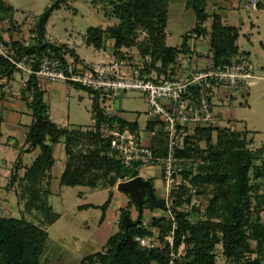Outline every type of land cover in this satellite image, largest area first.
I'll return each mask as SVG.
<instances>
[{
  "label": "trees",
  "instance_id": "obj_1",
  "mask_svg": "<svg viewBox=\"0 0 264 264\" xmlns=\"http://www.w3.org/2000/svg\"><path fill=\"white\" fill-rule=\"evenodd\" d=\"M96 7L110 10L111 17L117 23L106 29L90 28L86 34V44L98 51H107V43L114 41L113 50L123 58L124 50L137 48L142 57L150 58L147 63L150 75L157 71L159 75H169L176 60L182 54H188V41L193 34H202L206 31L203 25L211 19V47L217 65L231 64L240 55L237 45L240 30L225 26L222 17L207 13V0H188V6L194 11L197 26L183 36L180 46L170 47L167 44L168 33V0H89ZM67 4V0H56V3L47 8L38 19L34 29L35 44L24 46L20 41L12 42L14 47H20L21 55L42 53L51 50L53 55L64 58L71 56L77 63L82 60L74 49L68 45H57L46 41V27L55 10ZM258 9H264L262 2ZM15 11L0 0V22L14 20ZM248 57V55H242ZM15 70L13 66L0 57V78H11ZM139 73V72H138ZM144 73V72H142ZM141 75V73H139ZM76 88L88 92L93 97L92 114L96 126L120 125L138 131L137 122L131 123L121 117L107 119L101 107L99 91L85 89L79 85ZM23 99L27 101L33 119L26 136L27 152L40 150L33 164L25 168L22 177L18 174L22 168L19 160L15 166L12 182L23 185V196L26 200L28 213L40 214V225L25 218H7L0 216V264H47L42 261L47 243L50 240L45 226L56 223L60 215L53 212L48 203V190L44 185H51L50 172L56 159L54 146L64 144L66 165L60 177V185L76 188H97L101 182L104 188L113 189L119 180L136 178L137 171H130L122 166L117 157L110 151V143L99 133L88 128H63L51 120L49 106L45 101V92L38 87L35 77H32L23 91ZM105 102V100H104ZM148 129L155 132L152 149L157 157L166 155L167 139L163 124L153 121ZM248 131L231 130L230 128H198L185 139L178 157L187 161L183 174V181L196 190L198 195L210 194V201L206 208V220L197 223L188 219L189 214L179 209L173 210L174 243L163 241L164 236L170 233L173 222L166 216L153 218L149 225H145L143 214L145 210L154 211L152 199L148 196L144 201L142 221L136 227L125 231L122 222L125 215L131 216L129 210H123L120 217V232L113 235L103 251L86 256L79 264H218L216 246L221 244L224 256L235 264H264V222L259 218L251 221L252 209V159L250 149L252 140L248 139ZM216 137V143L214 138ZM2 134L0 132V144ZM205 143L206 147L202 144ZM264 147V146H263ZM20 159V157H19ZM190 189L182 186L176 194V207L184 206L192 201ZM188 195L184 199V195ZM264 198V197H262ZM112 199L102 206H83L80 209L96 208L105 213ZM130 207L136 204L130 196ZM166 210L165 203H163ZM104 219V214L102 220ZM159 231V238L155 239V231ZM150 238L163 247H143L136 238ZM255 243V249L251 247ZM186 244L187 256L184 263L178 262L172 256L181 246ZM247 254H256V259H246ZM245 259V261H243ZM175 261V262H174ZM233 263V264H234Z\"/></svg>",
  "mask_w": 264,
  "mask_h": 264
},
{
  "label": "rangeland",
  "instance_id": "obj_2",
  "mask_svg": "<svg viewBox=\"0 0 264 264\" xmlns=\"http://www.w3.org/2000/svg\"><path fill=\"white\" fill-rule=\"evenodd\" d=\"M251 1L238 0L235 2V8L229 11V16L237 18L238 22L240 18L244 21V25L237 24L241 28L238 41L240 51L251 53V61L257 67L256 75L262 73V76H264V46L260 45L261 42L264 44V9L246 10L244 4ZM4 2L14 9L16 21L14 25L21 29L23 39L27 40L33 33L38 19L47 8L56 3V0H4ZM258 2L264 4V0H258ZM184 15L171 12L168 28L170 35L167 41L170 47L179 46L182 41V34L190 31L196 23L193 10L189 9ZM234 21V19L233 21L227 19L228 24ZM250 22L256 25L252 31V36L249 35L251 34L249 31L251 30ZM116 23L117 20L111 17L110 10L106 11L101 7H96L89 0H67V4L55 10L50 17L46 27V39L48 42L57 45H68L86 63L109 65L111 61L115 60L125 63L132 71L141 73V76H147L145 73L148 72L150 64L148 66L147 63L150 58L142 57L137 48L124 50V56L121 58L113 50V40L107 43V51H98L94 47L87 46L86 34L90 28L100 27L106 29ZM6 32L8 34L9 30ZM253 48L259 51L257 57L253 55ZM154 72L157 73V71ZM57 84L60 85V83H47L48 90H45V101L49 106L54 123L63 128H92L95 125L92 114V95L74 86L70 87V93L68 94L65 84H61L60 88H54ZM249 86L248 94H238L235 97L236 99L229 105L226 104L225 107L231 114L233 127L238 131H248L250 134L248 138L253 142L250 146L253 151L251 170L253 185L251 193L256 200L253 199L250 217L252 222H255L257 217L264 222V198H262L264 197V80H253L249 83ZM121 95L123 96L115 98L105 106L112 109L117 108L124 119L132 122L136 121L139 124L140 132H144L149 120L146 97L136 92ZM31 122L32 117L29 115H26L22 121L24 125H30ZM220 125L223 127L228 124L221 122ZM2 127L7 133H4L5 136L1 139L0 145V216L16 219L25 218L37 226H41L40 214L35 211L28 213L26 210L23 185H18L17 181L12 182L11 180L15 178L14 170L18 161L20 160L24 166L29 167L33 164L40 150L24 152L20 157L21 151L24 148L25 151L29 148L28 145L26 146L27 130L17 124L13 126L3 125ZM8 134L17 135L9 141ZM13 140L17 141V146L10 145ZM213 141L214 143L217 142L216 137ZM202 146L206 147V144L203 143ZM63 147V143L54 146L55 154H61V161L59 157L51 172L53 177L51 185H44V191L49 190L51 193L48 198L49 205L53 208V212L61 215V219L54 225L44 227L50 234V240L41 259L47 264H79L86 256L100 250L101 245L95 242L94 239L97 235L96 232H104L100 238L105 239L104 236L108 234V228L111 227L108 226L111 225L110 220H108L107 225H101L103 210L93 208L79 210V207L83 205L102 206L107 202L109 190L104 188L103 182L95 189L86 187L69 188L60 185L59 176L57 177V175L62 172L66 161ZM156 171L158 172L157 169ZM137 172L139 176L147 179L145 169H140ZM24 173L25 170L21 169L18 174L22 177ZM152 183L155 185L158 198H163L160 176L158 175L156 179H153ZM182 186L190 189L188 195L193 196L190 204L185 202L184 206L176 207L177 198L176 194L173 193V204L170 207V213L168 209L163 208L164 210L155 209L143 214V221L146 225H149L154 217L160 218V216H166L174 223L172 230L164 236L163 241L171 240L174 243V230L176 228L175 216L172 213L174 209L187 212L189 214L188 219L191 222L197 223L206 220V208L210 201V194L198 195L188 181L183 182L175 192H179ZM188 195H184V199H187ZM147 198L148 196L145 199ZM112 215L110 214L108 217L112 218ZM132 217L136 221L138 214L134 211ZM113 228L114 234L119 232L117 225ZM154 231L156 234L155 239L159 238V231ZM251 247L254 250L255 243L251 242ZM187 250L186 244H183L179 251L176 254L174 253L175 256H172L178 262L184 263ZM216 256L218 264L234 263L224 256L221 244L216 246ZM256 257V254L246 255V259L254 260ZM170 264H173V261Z\"/></svg>",
  "mask_w": 264,
  "mask_h": 264
},
{
  "label": "built area",
  "instance_id": "obj_3",
  "mask_svg": "<svg viewBox=\"0 0 264 264\" xmlns=\"http://www.w3.org/2000/svg\"><path fill=\"white\" fill-rule=\"evenodd\" d=\"M258 0L246 2L244 8L258 10ZM4 28L0 26V57L10 63L15 72L11 78H0L2 85L10 87L14 98L20 99L30 79L36 78L38 87L43 89L47 83H60L70 87L79 85L85 89L99 91L101 107L107 119L120 117L117 109L105 105L121 94L136 92L144 95L148 103V115L163 124L167 139L166 155L157 157L152 149V141L146 143L137 131L120 125H94L90 130L97 132L110 143V151L122 166L130 171L160 167L164 181L163 203L169 210L173 204V193L182 185L187 161L178 157L185 139L198 128H222V117L213 106V94L218 90L238 93L257 77L256 67L249 57L236 62L217 65L214 53L209 49L205 55V65L196 67L190 62L192 54H182L176 60L169 75L156 74L154 77L141 76L125 63L111 61L106 64L77 63L66 56L59 58L46 50L42 53L21 55L20 47L7 42ZM36 34L30 36L36 40ZM31 47L32 45H24ZM124 66V67H123ZM21 77L20 89L13 86L14 77ZM264 79V78H263ZM105 100V102H104ZM155 132L151 134V138ZM134 178H127L129 181ZM146 225V224H145ZM143 247L157 248L162 244L153 239L136 238ZM173 246V241H168ZM175 256V254H172Z\"/></svg>",
  "mask_w": 264,
  "mask_h": 264
},
{
  "label": "crops",
  "instance_id": "obj_4",
  "mask_svg": "<svg viewBox=\"0 0 264 264\" xmlns=\"http://www.w3.org/2000/svg\"><path fill=\"white\" fill-rule=\"evenodd\" d=\"M237 1L238 0H207V13L210 14V15L213 14V13H217V14H219L222 17V20H223V23H224L225 26L235 27V28H238L239 30H241V28L239 26H237V24L238 25L239 24L240 25L241 24L244 25V21H242L241 18H240V20L238 22L237 18L235 19V18L229 16L230 15L229 11H231L232 9L235 8L234 5H235V2H237ZM189 9H191V8L188 6V0H168L167 33H168L169 25H170L171 12H177V13H181V14L184 15L185 13L188 12ZM14 16H15V14H14ZM227 19L228 20L230 19L231 21H233V19H234L235 21L233 23L228 24ZM15 22H16L15 18H14L12 23H10V22H0V26H2L4 28V30L6 29L4 31V33H5L4 36H5V39L7 40V42L12 43V42H15V41H20L23 45H28L29 44V45L33 46L35 44L36 40H31L30 37H28L27 40H24L22 35H21V29L18 28L16 25H14ZM210 22H211V19L209 18L208 21L203 25V28L206 29L205 32H203L202 34H193L191 36V38L189 39V41H188V46L191 48L189 54L193 55L192 59H191L192 61L190 62L191 67H193L192 64L195 65L196 67H203L205 65V55H206L207 51L210 49V47H211V40H210L211 25H210ZM249 25H250V29H251V30H249L250 33H251L249 35L252 36V34H253L252 31H253V29H254V27L256 25L253 22H250ZM196 26H197V18H196V23H195V25L193 26V28L191 30H193ZM14 27H16V28H14ZM34 29H33V33L32 34H36L34 32ZM7 30H9L8 34L6 32ZM190 31H188L187 33H189ZM169 35L170 34L168 33V37H169ZM184 35L185 34H182V36H181L182 37V41H183V36ZM46 41H47V39H46ZM167 41H168V39H167ZM182 41H181L180 45L182 44ZM238 41H239V39H238ZM237 45H238V42H237ZM260 45L263 47L264 46L263 42H261ZM238 47H239V45H238ZM239 50H240V47H239ZM253 51H254L253 55L255 57H257L258 54H259V51L257 49H254ZM245 54L248 55V57L250 59H252L251 53L245 52V51L244 52L240 51L239 57H237L236 60H234V62H236L239 59H241L243 57L242 55H245ZM81 63H86V62L84 60H82ZM258 69H259V67H258ZM256 70H257V67H256ZM156 74H158V73L153 72L152 74H150L148 76L149 77H151V76L154 77V76H156ZM255 75H256V73H255ZM262 75H263L262 73H258L256 75V77H257L256 79H263L264 76H262ZM13 82L14 83H13L12 87L15 90H19L20 89V83H21V77L19 75H16L14 77V81ZM60 86H62V85L61 84L60 85L57 84L56 86H54V88H60ZM249 87H250L249 85L244 87L238 93H231V92H229L227 90H222V89L214 92L212 102H213V106L215 108V111L217 113H219V115L222 117L223 122H226L228 124L227 126H223L222 128H230L231 130H237V129H235L233 127V124H232L233 120H232L231 114H230L229 110L226 109L225 105L226 104L229 105L231 102H233L236 99L235 97L238 94H240V95L248 94L249 93ZM10 89L11 88L8 87L7 85H2L0 83V132L2 134V138H4V136H5L4 133H7V132H5L3 130V127H2L3 125H6V126L12 125L13 126L14 124H17L20 127H22L23 129H26L27 133H28L29 127H30V125L33 122V119H32V122H31L30 125L29 124L28 125H24L22 123L23 118L26 115H29L30 117H32L31 116V111L28 108L27 101H25V99H23V96L20 99L14 98L11 95V93H10ZM42 90L44 92H45V90H48V85H45ZM67 93L69 94L70 90H67ZM115 109H117V108H115ZM50 116H51V120L54 122V119H53L51 114H50ZM120 117L123 118L122 116H120ZM126 121H129V120H126ZM153 121H157V120H153V119H151V117H149V120H148V122L146 124L145 131L144 132H140V128L137 131V132L140 133V135L143 137V140L146 143H150L151 141H153V138H151V134L153 133V131H150L148 129V124L150 122H153ZM129 122L134 123L132 121H129ZM138 126H139V124H138ZM15 135H17V134H14V135L8 134V140L11 141L12 138L15 137ZM249 135L250 134H248V136ZM10 145L17 146V141L13 140ZM57 145H59V144H57ZM26 146H27V144H26ZM63 149H64V147H63ZM24 152H27V151H25V148H24V150L21 151L20 157L22 156V154ZM53 152H54V157L56 159V163H57V159L59 157H60L59 159L61 161V154H59V155L55 154V150L54 149H53ZM56 163H55V165H56ZM55 165H54V167H55ZM65 165H66V161H65ZM26 167H28V166H24L22 164V168L24 170H25ZM54 167H53V169H54ZM62 169H63L62 172L57 175V177L59 176V182H60V177H61L62 173L64 172L65 166ZM156 169L158 170V172L156 171ZM52 170H51V172H52ZM145 171H146L147 179H145L143 177L142 178L144 180L150 181L151 183H152V180L156 179L158 175L160 176L161 182H162V195L165 196L164 181H163V177H162L161 168L160 167H157V168L156 167H151V168L145 169ZM51 172H50V176L52 177ZM120 182H123V181L119 180L117 185ZM51 183H52V181H51ZM117 185L113 189L107 188L109 190V193L112 192V199H111V203H110L109 207L106 209L105 213L103 212L104 219L101 220V225H103V224L107 225V223H109L108 220H110L111 221V225H108V226H111V227L108 228L109 232H108V234H106V236H104L105 239H101L100 238L101 235L104 234V232H98V231L96 232L97 235L94 238L95 242H97L98 244L101 245L100 246L101 247L100 250H98L97 252L103 251V249H104L105 245L107 244V242L109 241V239L113 235L118 234L120 232V217H121V213H122L123 210H129L130 213H131V217H132L134 211L138 214L137 207L129 208L130 207L129 206L130 205V201H131L130 200V195L118 190L117 189ZM154 187H155V185H154ZM86 188H88V187H86ZM163 198H160V199L163 201ZM89 205H93V204H87V205H83V206H89ZM83 206H80V207H83ZM93 206H95V205H93ZM80 207H79L80 211L85 210V209H91V208L80 209ZM93 209H96V208H93ZM96 210H101V209H96ZM156 210H164V209H156ZM150 211L151 210H145V212H150ZM108 213H109V215L113 214L112 218L108 217L109 216ZM103 214L101 216H103ZM60 219H61V215H60L59 220ZM101 219H102V217H101ZM132 219H133V217H132ZM144 224H145V222H144ZM116 225L119 228V232H117V233L115 232V234H114V228L113 227L116 226ZM97 249H99V248H97ZM97 252H95V253H97Z\"/></svg>",
  "mask_w": 264,
  "mask_h": 264
},
{
  "label": "water",
  "instance_id": "obj_5",
  "mask_svg": "<svg viewBox=\"0 0 264 264\" xmlns=\"http://www.w3.org/2000/svg\"><path fill=\"white\" fill-rule=\"evenodd\" d=\"M117 189L132 197L138 211V218L136 221H134L131 216L125 215L122 222V227L126 232H128L130 228L136 227L141 223L144 201L147 196H150V198L152 199V203L155 209L164 208L163 201L158 198L155 192L154 185L150 181L144 180L141 176H138L129 181L120 182L117 185Z\"/></svg>",
  "mask_w": 264,
  "mask_h": 264
}]
</instances>
